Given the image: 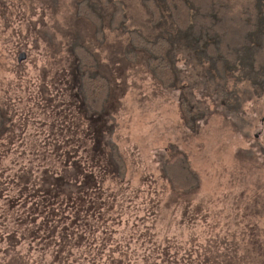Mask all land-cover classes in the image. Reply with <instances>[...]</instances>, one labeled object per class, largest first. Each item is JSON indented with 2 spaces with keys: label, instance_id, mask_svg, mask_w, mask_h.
Wrapping results in <instances>:
<instances>
[{
  "label": "rangeland",
  "instance_id": "374dc122",
  "mask_svg": "<svg viewBox=\"0 0 264 264\" xmlns=\"http://www.w3.org/2000/svg\"><path fill=\"white\" fill-rule=\"evenodd\" d=\"M120 1L128 19L110 29L104 0H0V264H264V93L249 84L233 91L230 79L210 84L181 46L179 82L164 88L128 45L131 31L152 37L151 16L140 0ZM90 2L101 30L78 16ZM77 45L97 60L87 75L110 86L96 114L89 102L86 114L78 106ZM222 91L235 93V110ZM181 95L190 114L203 113L193 131ZM93 132L109 133L123 174L107 143L94 155L77 140ZM180 153L199 179L192 191H174L161 170ZM65 162L69 185L93 199L45 196ZM93 210L104 213L102 233Z\"/></svg>",
  "mask_w": 264,
  "mask_h": 264
},
{
  "label": "trees",
  "instance_id": "16d2710c",
  "mask_svg": "<svg viewBox=\"0 0 264 264\" xmlns=\"http://www.w3.org/2000/svg\"><path fill=\"white\" fill-rule=\"evenodd\" d=\"M235 1L140 0L145 12L151 16L149 22L152 20L150 26L152 37H144L140 33L133 37L131 31L128 45L133 51L130 53L142 52L145 55L147 69L154 74L164 88L170 89L179 82L173 53L177 46H181L184 53L195 61L194 63L204 68V75L210 84H215L217 81L226 83L230 79L233 82V91H237L236 86L240 84H249L256 97H259L264 93V0H237L238 6L234 4ZM109 4L112 6L111 13L104 11L105 18L109 15L107 21L109 28L114 29L121 24L124 25L122 22L127 17L123 12L122 1L104 0L105 6ZM85 7L87 11L82 14L79 12L78 16L90 21L92 25L95 24L97 30H101L102 16L94 14L95 10L91 6V2L87 3ZM228 14L233 15V26H230ZM153 29L157 31V35L153 36ZM237 29H239L237 38H232ZM230 33L231 35H228ZM74 50L79 72V92L84 99L82 100L83 110H88L87 103L89 102L91 105V107L88 106L89 109L96 114L102 111L104 93L110 90L108 80L103 76H88L86 72L83 73L82 69L85 67H97V60L80 45L75 46ZM233 91L220 93L223 103H226L227 110H235L238 106L237 103L228 105L229 98H235ZM178 101L184 124L193 131L197 117H202L203 113L190 114L191 111L187 106L188 98L186 99L182 95ZM3 120L0 111V126ZM113 148L112 162L119 167L120 174H123L125 171L124 162L119 159L117 148L115 146ZM161 170L164 178L176 192L192 191L198 186L199 179L182 153L172 155L170 159L164 161ZM80 189L79 187L74 188L76 192H80L81 196L93 199V191H79ZM43 191L46 194H55L51 184L48 189H43ZM94 204L93 201L83 203L89 207ZM97 204L100 206L99 203ZM100 207L102 208V205ZM101 208L98 210L101 211ZM98 210H93L97 215L95 223L100 222L98 228L100 229L99 233H102L104 213H99ZM85 215L90 216V213ZM256 243L257 241L254 240L252 245L255 247ZM77 254H81V252ZM258 255L264 258V251L258 248ZM104 259L109 260L108 254H105ZM98 263L104 264L102 260ZM227 264L236 263L232 261Z\"/></svg>",
  "mask_w": 264,
  "mask_h": 264
},
{
  "label": "flooded vegetation",
  "instance_id": "af4514ba",
  "mask_svg": "<svg viewBox=\"0 0 264 264\" xmlns=\"http://www.w3.org/2000/svg\"><path fill=\"white\" fill-rule=\"evenodd\" d=\"M137 53V52H136ZM97 65V64H96ZM77 66V69H78V65L76 64ZM71 72V71H70ZM82 72H86L84 69H82ZM71 76H72V73H71ZM78 74L76 76V73L73 72V80H74V85L76 84V86L78 87ZM179 79V78H178ZM76 98H77V94L75 93L74 95ZM53 99H54V95H53ZM79 108L82 110L83 114L85 113L84 110H83V107H82V103L78 104ZM86 114V113H85ZM86 118V117H85ZM92 122V120H91ZM93 124V122L91 123V125ZM93 129V128H92ZM92 129H90V131H92ZM98 132V131H97ZM2 132L0 131V134ZM101 133H89V134H86L84 138H79L77 137V140L81 141L82 143H85L87 145L90 146V143H91V148H90V152L93 153L95 155V153H98V154H101L103 155V152H101V150L103 149V144H102V141L105 142V144L107 143L108 144V147L111 146V149L108 150L109 151H112L114 152V144H112L110 141V139H107V135L109 133H107L106 137H104V134H103V137L100 136ZM76 140V141H77ZM67 143V142H66ZM121 151L119 148L117 149V152ZM119 155V154H118ZM62 167V175H61V178L59 179H56L54 181V186H53V189L55 191V194L50 196V194H46L45 193V196H48L49 198L48 199H59V194H62V196H66V195H70L71 193H76L74 188L72 186L69 185L68 181L70 180L71 178V174L68 173L69 169L73 167V163H69V162H65L61 165Z\"/></svg>",
  "mask_w": 264,
  "mask_h": 264
}]
</instances>
